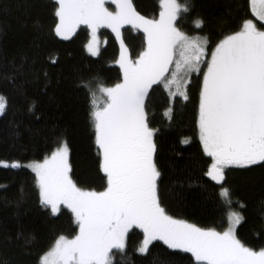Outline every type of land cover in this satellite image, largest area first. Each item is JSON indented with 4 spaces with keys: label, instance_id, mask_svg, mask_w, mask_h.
<instances>
[{
    "label": "snow or ice",
    "instance_id": "6c2138e0",
    "mask_svg": "<svg viewBox=\"0 0 264 264\" xmlns=\"http://www.w3.org/2000/svg\"><path fill=\"white\" fill-rule=\"evenodd\" d=\"M53 5L55 34L67 38L86 25L85 47L93 56L100 52L97 30H112L119 41L114 63L121 78L111 85L99 77L78 83L88 97L99 190L74 181L63 134L42 159L25 165L0 160V165L31 169L41 204L52 214L66 206L78 229L70 237L57 235L37 254L36 264H115L112 250L125 253L134 229L142 230L134 249L141 254L162 241L169 249L191 253L196 264H264V246H250L238 236L240 212H230L227 225L218 230L177 218L162 206L157 128L148 112L150 89L162 85L168 97L164 115L171 118L174 98L189 100L192 74L198 73L194 135L211 160L206 176L219 182L229 166L264 167V0H248L252 18L246 15L235 30L215 40L177 26L190 0H159L158 16L151 17L137 11L132 0H53ZM192 23L200 28L204 20L196 16ZM124 25L143 32V46L134 57L122 38ZM6 103L0 95V113ZM220 193L227 196L229 189L221 187Z\"/></svg>",
    "mask_w": 264,
    "mask_h": 264
},
{
    "label": "trees",
    "instance_id": "16d2710c",
    "mask_svg": "<svg viewBox=\"0 0 264 264\" xmlns=\"http://www.w3.org/2000/svg\"><path fill=\"white\" fill-rule=\"evenodd\" d=\"M132 3L142 15L158 16L159 0ZM190 4L177 26L213 40L235 30L246 15L252 18L248 0H190ZM53 7V0H0V95L7 101L0 113V160L23 165L42 159L54 147V138L63 134L74 181L99 190L88 97L78 83L99 77L111 85L121 78L114 63L119 41L109 28H99L100 52L93 56L85 47L90 37L86 25H79L67 38L55 34ZM196 16L204 20L200 28L192 23ZM121 34L134 57L143 46V32L124 25ZM198 75L192 74L189 100L174 98L171 118L164 115L167 91L162 85L150 89L148 112L151 126L157 128L162 206L170 215L218 230L227 225L230 211H238L244 217L237 226L238 236L259 248L264 246V167L229 166L219 182L206 176L211 160L194 135ZM185 137L190 138L187 144L181 143ZM221 187L229 189L227 196L221 195ZM76 230L66 206L52 214L41 204L31 169L0 165V264H36L37 254L57 235L70 237ZM140 239L142 230H130L127 251L112 250L115 264H196L191 253L169 249L162 241H154L146 254L138 253L134 249Z\"/></svg>",
    "mask_w": 264,
    "mask_h": 264
},
{
    "label": "rangeland",
    "instance_id": "374dc122",
    "mask_svg": "<svg viewBox=\"0 0 264 264\" xmlns=\"http://www.w3.org/2000/svg\"><path fill=\"white\" fill-rule=\"evenodd\" d=\"M107 7H109L111 10H114V5H112V4H107L106 5ZM131 26V25H130ZM101 27H106V26H101ZM100 27V28H101ZM107 28V27H106ZM110 29V28H109ZM99 30V29H98ZM98 30H97V38H98V42H99V47H100V44H101V39H100V37H99V35H98ZM111 30V29H110ZM139 30H141L142 31V29H139ZM112 31V30H111ZM73 34V33H72ZM71 34V35H72ZM114 34V33H113ZM70 35V36H71ZM115 35V34H114ZM70 36H68V37H70ZM61 37V36H60ZM62 38H65V37H62ZM90 38V37H89ZM91 54V53H90ZM119 55V54H118ZM118 58V57H117ZM26 163H24L23 165H25ZM64 206V205H63ZM50 208V207H49ZM230 212H233V211H230ZM229 212V213H230ZM229 213H228V215H229Z\"/></svg>",
    "mask_w": 264,
    "mask_h": 264
}]
</instances>
